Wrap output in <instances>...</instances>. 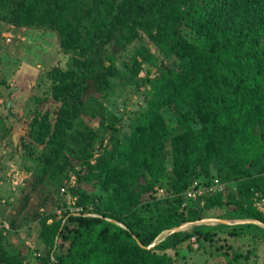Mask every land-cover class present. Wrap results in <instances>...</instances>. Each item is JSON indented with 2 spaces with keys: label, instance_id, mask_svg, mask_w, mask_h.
I'll return each mask as SVG.
<instances>
[{
  "label": "trees",
  "instance_id": "1",
  "mask_svg": "<svg viewBox=\"0 0 264 264\" xmlns=\"http://www.w3.org/2000/svg\"><path fill=\"white\" fill-rule=\"evenodd\" d=\"M0 24L51 30L66 55L19 136L26 187L10 204L0 190L18 206L0 207V264H171L214 241L221 264H258L264 227L242 220L264 224V0H0ZM129 86L140 102L123 115L112 96ZM212 177L223 191L181 207ZM61 186L86 213L38 211ZM29 219L33 250L10 239Z\"/></svg>",
  "mask_w": 264,
  "mask_h": 264
},
{
  "label": "rangeland",
  "instance_id": "2",
  "mask_svg": "<svg viewBox=\"0 0 264 264\" xmlns=\"http://www.w3.org/2000/svg\"><path fill=\"white\" fill-rule=\"evenodd\" d=\"M65 60L66 55L59 49L57 36L53 31L44 28H13L10 26L3 31V26L0 24V79L4 80V83L0 84L10 89L7 92L9 103L7 109L2 105L3 97L0 94V190L2 195H8L9 204L16 197H20L30 177L29 170L25 169L29 162L23 156V151L19 146V136L22 131L26 130V122L36 109L34 99L44 94L43 73L51 66H63ZM117 65L121 67L120 61ZM142 74L143 71H140L139 75ZM112 100V109L117 108L123 112V115L136 109L140 102L139 95L137 92H132L130 86L121 92L116 90ZM92 125L95 126V122ZM58 195L51 194V204L41 206L38 211L43 213L53 208L56 217H59L62 212L61 207L66 209V205L61 201L62 196ZM36 198H38L37 191L28 196L25 212L31 210L37 201ZM9 204L0 203V207H4L2 214L9 215L13 209L18 207L17 204L11 206ZM25 212L21 215L23 216ZM46 221L49 222L50 218ZM214 221L212 218L201 220L204 223ZM27 222L26 225L18 226L15 236L10 239L13 242L23 241L24 245L33 250L39 247V240L36 236L37 221L29 219ZM189 225L190 222H183L180 228L187 230ZM218 237L219 239L227 238L226 234L220 231ZM227 239L231 241L230 238ZM244 242L248 243L246 240ZM233 243L250 247L249 244L244 245L240 240ZM214 244L215 241L210 245L205 242L203 250H191L187 249L184 242L177 247V254L168 250V253L175 257L171 264H221L218 254L213 251ZM255 253L258 264H264V242L258 245Z\"/></svg>",
  "mask_w": 264,
  "mask_h": 264
},
{
  "label": "built area",
  "instance_id": "3",
  "mask_svg": "<svg viewBox=\"0 0 264 264\" xmlns=\"http://www.w3.org/2000/svg\"><path fill=\"white\" fill-rule=\"evenodd\" d=\"M73 182H74V176L71 175L69 180H68V183H69V185H72ZM223 189H224V185L222 183H220L216 177H212L211 181H209L208 183H204V181H201L198 179H193L190 182V184L182 191V193L180 195L182 197L181 207H183L187 201L195 200L196 198H198V197L200 198V197L207 195L213 191H223ZM154 191H155V195L157 198L164 196V191L161 187H154ZM59 194L61 196H63V198L66 202V209H68L71 212L86 213L85 210H83L81 207L74 205V196H71L70 193L65 190L64 186H61L59 188ZM257 207L259 210H262L264 212V207L261 205V203L260 204L257 203ZM57 214H59V211H57ZM0 228L3 231L8 229L7 222L1 218H0ZM189 245L192 248L196 247V243H195L193 237L190 238Z\"/></svg>",
  "mask_w": 264,
  "mask_h": 264
},
{
  "label": "water",
  "instance_id": "4",
  "mask_svg": "<svg viewBox=\"0 0 264 264\" xmlns=\"http://www.w3.org/2000/svg\"><path fill=\"white\" fill-rule=\"evenodd\" d=\"M9 90H10V89H9L8 87H6V85H4V84H0V94H1L2 97L4 98L5 103L8 102L7 92H8ZM223 221H225V220H223ZM236 221H240V222H241V220H236ZM242 221H251V222H255V223H257L258 225H260L261 227H264V224H263V223L258 222V221H255V220H242ZM180 226H181V224L178 225V226H176V227H174V228H172L171 230H178V229H181ZM150 245H151V244H150Z\"/></svg>",
  "mask_w": 264,
  "mask_h": 264
}]
</instances>
